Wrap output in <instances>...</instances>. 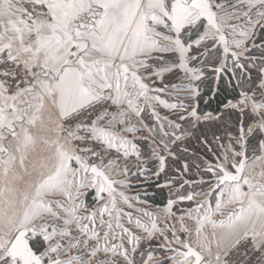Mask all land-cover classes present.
Here are the masks:
<instances>
[{
    "label": "snow or ice",
    "instance_id": "6c2138e0",
    "mask_svg": "<svg viewBox=\"0 0 264 264\" xmlns=\"http://www.w3.org/2000/svg\"><path fill=\"white\" fill-rule=\"evenodd\" d=\"M0 264H264V0H0Z\"/></svg>",
    "mask_w": 264,
    "mask_h": 264
},
{
    "label": "trees",
    "instance_id": "16d2710c",
    "mask_svg": "<svg viewBox=\"0 0 264 264\" xmlns=\"http://www.w3.org/2000/svg\"><path fill=\"white\" fill-rule=\"evenodd\" d=\"M216 107H217V104L215 101H213L210 106L205 105L204 109L211 111V110L215 109ZM196 156L197 155H195L194 157H196ZM151 192L156 193V195L150 196L149 202H151L152 204L157 205V206H163L167 203V199H168L167 190H160V189H156V188H151Z\"/></svg>",
    "mask_w": 264,
    "mask_h": 264
},
{
    "label": "rangeland",
    "instance_id": "374dc122",
    "mask_svg": "<svg viewBox=\"0 0 264 264\" xmlns=\"http://www.w3.org/2000/svg\"><path fill=\"white\" fill-rule=\"evenodd\" d=\"M208 133L211 134V131H208ZM209 136V135H208ZM209 141L212 140V135L211 137H208ZM193 147L196 149V154H200V155H204V148L201 145H198L195 141L193 142ZM195 155H193L191 152H189L188 154L184 155V158H186L190 164V166L194 163V162H199L198 159V155L196 157H194ZM210 157V156H209ZM190 158H194L193 160H191ZM211 158V157H210Z\"/></svg>",
    "mask_w": 264,
    "mask_h": 264
},
{
    "label": "crops",
    "instance_id": "0c3cea01",
    "mask_svg": "<svg viewBox=\"0 0 264 264\" xmlns=\"http://www.w3.org/2000/svg\"><path fill=\"white\" fill-rule=\"evenodd\" d=\"M162 95H164V94H162ZM165 98H167L166 96H165ZM201 107L202 108H205V105H201ZM161 111H163V110H161ZM208 137H211V134L210 133H208ZM185 154H188V153H184L183 155H185ZM204 154V153H203ZM196 155H198L199 157L200 156H203V155H200V154H196ZM191 160H193L194 158H190ZM209 159H210V157H209ZM137 185H135V183H134V187H136ZM148 191H149V193L151 194L152 192H151V188H149L148 189ZM168 192V191H167ZM130 194H133V193H130ZM151 203V202H150ZM152 204V203H151ZM153 205V208L152 209H150V210H154V211H161L165 206H166V204L165 205H163V206H157V205H154V204H152ZM140 205H137V207H139ZM176 209L174 208V211H175ZM154 251L156 252V254L157 255H160L161 253H162V250L161 249H154Z\"/></svg>",
    "mask_w": 264,
    "mask_h": 264
}]
</instances>
